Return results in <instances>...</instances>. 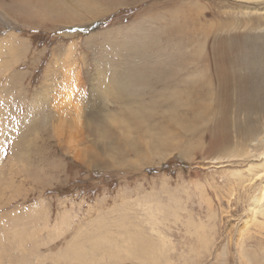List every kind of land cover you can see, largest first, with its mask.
<instances>
[{
	"label": "rangeland",
	"instance_id": "obj_1",
	"mask_svg": "<svg viewBox=\"0 0 264 264\" xmlns=\"http://www.w3.org/2000/svg\"><path fill=\"white\" fill-rule=\"evenodd\" d=\"M120 2L98 18L88 7L105 12L108 3L87 4L82 21H65L30 0H0V264H264V213L252 202L263 180L243 183L255 160L234 122L229 142L211 132L226 99L215 95L213 48L226 35L213 32L217 2ZM233 28V47L246 31L264 43V24ZM240 67L227 69L232 88ZM111 86L126 89L118 97ZM122 98L167 149L146 144ZM91 107L119 112L132 135L103 115L91 120ZM97 240L113 241L117 256L71 253Z\"/></svg>",
	"mask_w": 264,
	"mask_h": 264
},
{
	"label": "bare ground",
	"instance_id": "obj_2",
	"mask_svg": "<svg viewBox=\"0 0 264 264\" xmlns=\"http://www.w3.org/2000/svg\"><path fill=\"white\" fill-rule=\"evenodd\" d=\"M98 1L99 0H72V4L69 3L71 5H64L61 7V5L63 4H54L47 0H34V1L30 0V2H33V4L34 3L37 4L39 7L46 6L47 8L50 9V11L60 12L61 19L65 21H72V20L82 21V16L77 15L78 14L77 10L79 8L86 6L87 4ZM100 1H105L108 3L105 12H102L104 11L102 9L95 8L96 5L91 6L92 8L88 7V9L91 11L90 14L95 15L94 17L97 18L98 16H101L106 12H109L110 10L114 9L113 7L122 5L120 0H100ZM215 2H217L215 8L213 9L210 8V13L214 16V18H218L217 23L214 22L216 24L214 26L215 31H213L214 35L217 36V34L220 32L226 34L225 37H221L220 35L217 36V43H215V46L213 48L214 60L216 61L214 67L216 69L215 73L217 76L216 86L219 85L218 87L215 88L216 89L215 95L217 94L221 95L222 97H225L228 101L226 99H223L222 101L219 102L218 105L220 107V110L218 109L217 106V114L215 115L216 118L211 126L212 137L218 141L221 140L222 142H229L231 139V131L228 125H229V121L234 122L235 129L245 139L243 143L246 146L247 157H250L251 159L255 160L254 162L256 163L261 162L260 164H255L254 162L251 161V164L248 165V170L249 172L253 171L252 173L254 174H251L252 177H250L249 175L248 179L246 180L244 179L243 183L247 184L248 182V186H253L256 185L257 181L259 183L262 182L259 180H263V182L261 183L260 191L259 192L257 191L258 193L255 194V197L252 202L255 203V206L253 208V213L257 211L264 213V209L260 207L261 204L264 206V149H257L256 151H254L251 148L253 141L260 143L261 146L263 145L264 142V128L263 126H261L262 123L261 120L263 119H260L261 121L260 123L258 118L259 115L261 116L262 111H264V43L260 42V44H257V42L253 41L250 38V37L253 38V36H251L252 33L250 32V35H248L247 31L244 34L245 36L244 42H238V45L236 47H233V45L229 43L230 36L232 35L231 33L232 31H234L233 25L236 29L243 27L246 30L248 28V31H253L262 27V25L264 24V0H223V2H225L226 4L225 7H227L229 10L218 9L219 6L224 5L221 0L220 1L215 0ZM111 5H113V7H111ZM237 8L243 10V11L241 10L239 11V13L242 14V16L234 17L233 16L234 13L232 12L234 9ZM206 14L207 12L203 13L204 16H207ZM223 14H227L229 16L228 20H222ZM89 17L91 18V16ZM94 17H92V19H94ZM244 17H251V20L254 18L256 19L253 22H249L250 20L247 21ZM94 35L95 34H92L91 37H93ZM247 40L249 41L248 44H247ZM135 46H133V50L136 49ZM180 52H181L180 47H173L172 49L173 54H179ZM233 62H240V65L243 69V71H241L240 74L239 73L236 74V77L239 81V87H233L234 89L232 88V86H230L233 80L232 74L227 70L229 68V65ZM116 65L115 67L120 69V67ZM241 67L238 70H240ZM109 80H111V78ZM125 89L126 87H121V88H116L115 86L106 87L108 93L110 90L111 94L113 95L116 94L118 97L120 96V91ZM231 90H233V92H231ZM221 96L219 99H221ZM118 102L120 103V109L124 114H128L135 121H138L139 123L138 128L140 132L144 134L143 138L145 139L146 144L149 147L154 146V148L167 149L170 146V144L164 141V139L162 138L158 139V137H160V133L155 128H152L146 120H144L146 119V117L142 111L137 110L135 106L133 107L130 106L131 105L129 104L130 100L126 98H122V100ZM96 108L97 107L95 108L91 107L89 110V116L91 117L90 118L91 120L99 119L103 115L105 117H108L110 120H112L113 123L119 124L120 126L123 125L126 126L127 137L132 135L129 119L120 117L119 112L116 111L108 114L107 113L103 114L102 108H100L98 112L101 114L96 116L97 114V112L95 111ZM55 114L56 113H54V115ZM241 116H243V120L239 121ZM173 117L176 118V116ZM261 118H263V115L261 116ZM174 120L176 121L177 119ZM91 122L92 121H89L90 124ZM185 152L187 153V151ZM92 243H94V241H92ZM113 243L114 242L111 240L108 243L107 242L103 243V240H97L94 244H89L87 247L84 246L85 244L81 243L78 247H76L77 249L75 251H71V253H73V256L75 257H80L83 255L85 256V253L87 252L90 253L94 252L95 254V252L97 251L104 250V251L113 252L117 256V254L119 253L118 251H120V248H118ZM125 246H128V244H126ZM138 247L140 248V245H138ZM126 250L128 249L126 248ZM140 250H142V248ZM130 253L131 256H136L138 252L136 253V251H134ZM153 260L156 261V258H154ZM84 261L87 262L85 259Z\"/></svg>",
	"mask_w": 264,
	"mask_h": 264
}]
</instances>
